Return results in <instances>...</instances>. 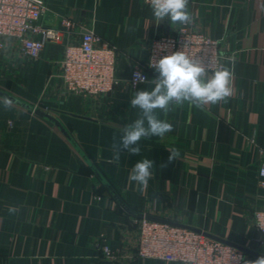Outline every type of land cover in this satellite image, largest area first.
Returning <instances> with one entry per match:
<instances>
[{
  "label": "crops",
  "instance_id": "0c3cea01",
  "mask_svg": "<svg viewBox=\"0 0 264 264\" xmlns=\"http://www.w3.org/2000/svg\"><path fill=\"white\" fill-rule=\"evenodd\" d=\"M42 1L47 10L39 22L57 29L60 39L36 59L21 57L10 43L0 59V89L31 106L0 96V264H101L97 242L109 244L117 264H185L131 256L140 213L264 253L254 218L264 209L258 173L264 163V0H189V27L220 39L232 95L202 107L184 102L167 113L157 110L173 130L141 139L140 154L121 152L118 162L111 159L113 137L139 115L130 99L150 91L157 76L147 68L150 42L187 24L167 18L156 24L143 0ZM64 18L73 24L65 26ZM86 29L117 48L119 83L97 99L66 93L58 77L65 45L78 43ZM137 67L149 79L132 88ZM34 108L60 121L117 196ZM171 148L180 157L167 163ZM145 158L155 163L142 187L129 174Z\"/></svg>",
  "mask_w": 264,
  "mask_h": 264
},
{
  "label": "built area",
  "instance_id": "2783aa9c",
  "mask_svg": "<svg viewBox=\"0 0 264 264\" xmlns=\"http://www.w3.org/2000/svg\"><path fill=\"white\" fill-rule=\"evenodd\" d=\"M143 2L150 6L148 0ZM47 7L42 0H0V59L11 43L21 57L38 58L47 44L58 41L57 29L42 25L39 20ZM62 23L70 27L73 22L64 18ZM220 39L204 32L193 30L189 25L179 28L174 35L157 36L149 45L147 68L151 59L185 51L208 71L223 67ZM58 77L68 94H81L94 99L109 95L119 83L117 74V48L98 34L86 29L78 43H67L62 58L58 61ZM139 72L145 81H137ZM145 68H134L129 85L136 88L148 81ZM259 183L264 188V163L258 169ZM255 224L264 242V209L254 213ZM103 263L117 264L119 255L106 242H97ZM132 257H147L185 264H243L239 257L248 261L242 250L186 227L167 222L140 218Z\"/></svg>",
  "mask_w": 264,
  "mask_h": 264
},
{
  "label": "clouds",
  "instance_id": "9594fccd",
  "mask_svg": "<svg viewBox=\"0 0 264 264\" xmlns=\"http://www.w3.org/2000/svg\"><path fill=\"white\" fill-rule=\"evenodd\" d=\"M156 24L166 18L171 24L191 23L192 17L188 11L189 0H148ZM149 67L155 69L157 76L151 80L154 87L140 90L130 99V106L139 109L138 118L126 124L121 129V135L113 137L111 159L118 162L121 152L126 151L131 155L140 154L139 142L153 136L163 137L173 130L171 123L158 118L157 110L167 113L173 105L189 102L196 107L205 104H216L227 101L232 95V71L228 68L215 70L211 76L208 70L199 62L189 57L186 52L176 51L160 58L158 61L151 59ZM137 81L145 79L139 72L134 73ZM167 163H172L180 157L177 148L169 150ZM154 161L143 159L134 164L129 174V180L135 181L146 187L152 175L151 169ZM162 164L161 167H166ZM14 207L9 208L10 213L16 212ZM243 264H264V257L255 261H248L243 257L238 258Z\"/></svg>",
  "mask_w": 264,
  "mask_h": 264
},
{
  "label": "water",
  "instance_id": "95a60500",
  "mask_svg": "<svg viewBox=\"0 0 264 264\" xmlns=\"http://www.w3.org/2000/svg\"><path fill=\"white\" fill-rule=\"evenodd\" d=\"M0 96L22 106V107H25V108H28V109H31V106L20 100L19 98L3 91L0 89ZM34 113L40 115L41 117L55 123L60 129L61 131L66 135V137L71 141V143L74 145V147L80 152V154L83 156V158L85 159V161L89 164V166L91 167V169L94 171V173L98 176V178L101 180V182L107 187V189L115 196L116 195V192L115 190L111 187V185L109 184V182L105 179V177L102 175V173L100 172V170L96 167V165L85 155V153L81 150V148L77 145V143L73 140V138L70 136V134L67 132V130L64 128V126L60 123V121L55 117L53 116L51 113H49L48 111L46 110H43L41 108H34L33 109ZM140 218H146V219H150V220H156V221H161V222H167V223H170V224H173V225H178V226H182V227H186V228H189V229H193V230H196L198 232H203L205 235L209 236V237H212L216 240H219L225 244H228V245H231V246H234L240 250H242L245 254L247 255H251L255 258H261V257H264V253H261L259 251H256V250H253V249H250L246 246H243V245H240L238 243H235V242H232V241H229L227 239H224L220 236H216V235H213V234H210V233H207L205 231H202L201 229H198V228H195V227H191V226H187V225H183L181 223H178V222H175V221H171V220H168V219H165V218H161V217H157V216H153V215H149V214H141L140 213Z\"/></svg>",
  "mask_w": 264,
  "mask_h": 264
},
{
  "label": "trees",
  "instance_id": "16d2710c",
  "mask_svg": "<svg viewBox=\"0 0 264 264\" xmlns=\"http://www.w3.org/2000/svg\"><path fill=\"white\" fill-rule=\"evenodd\" d=\"M249 257H253V256L249 255ZM253 258H255V257H253Z\"/></svg>",
  "mask_w": 264,
  "mask_h": 264
}]
</instances>
